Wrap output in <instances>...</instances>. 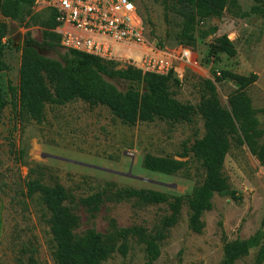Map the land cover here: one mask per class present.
<instances>
[{
  "label": "rangeland",
  "instance_id": "374dc122",
  "mask_svg": "<svg viewBox=\"0 0 264 264\" xmlns=\"http://www.w3.org/2000/svg\"><path fill=\"white\" fill-rule=\"evenodd\" d=\"M133 1L142 15L144 36L150 44L169 50L183 46L177 42L181 18L176 13L169 11L164 19L158 1ZM234 2L235 5L227 4L219 17L196 23L195 41L185 46L194 63H175L177 71L173 76L177 84L170 90L178 101L195 105L207 94L205 80H210L219 104L227 109V96L236 84L228 79L215 81L214 74L224 69L243 75L255 73L257 78L245 93L256 110L258 126L264 127V17L251 10L254 0ZM45 20V12L31 7L22 19L0 16L6 26L0 41V58L5 65L0 70V90L6 100L0 111V264H26L30 259L35 264H54L48 214L35 195H24L28 179L38 178L45 184L58 182L65 188L71 196L67 204L78 216L74 234L80 236L89 227L103 232L108 218L118 226L138 224L151 230L168 213L165 204L141 205L122 200L103 202L90 217L79 202L81 197L99 189L124 186L186 195L202 178L199 164L180 154L183 145H189L203 132L198 115L191 122L153 119L127 125L106 107L79 99L46 104L40 120L12 111L7 84H17L20 48L26 38L42 43ZM209 28H214L213 32L202 37L200 31ZM220 35L231 41L233 56L208 55L210 45ZM36 49L57 60L64 50L59 41L39 44ZM108 81L120 90L126 87L122 80ZM146 152L187 163L173 174L150 171L141 164ZM222 171L239 199L213 194L211 208L200 216V232L188 229L187 209L182 205L153 264H217L222 238H248L262 222L264 233V161H259L244 144H232L224 156ZM129 245L125 255L114 252L102 264H141V245L133 240ZM257 249L258 245L251 247L233 264H250Z\"/></svg>",
  "mask_w": 264,
  "mask_h": 264
},
{
  "label": "trees",
  "instance_id": "16d2710c",
  "mask_svg": "<svg viewBox=\"0 0 264 264\" xmlns=\"http://www.w3.org/2000/svg\"><path fill=\"white\" fill-rule=\"evenodd\" d=\"M164 10L180 18V29L177 42L180 45L192 46L195 41V25L210 17H219L227 4L234 0H156ZM251 10L264 17V0H254ZM32 0H0V16L9 19H22ZM43 22L42 46L58 43L59 36L52 28L55 25L52 15L46 13ZM5 24L0 21V41L5 34ZM214 28L200 31L202 37L212 33ZM31 38H26L20 48L17 84H7L11 109L15 114H23L34 120L43 116V108L48 105H60L79 99L89 105H102L122 123L133 125L136 122L161 119L168 121L191 122L194 115L201 119L203 132L192 142L182 146L181 156H190L201 170L202 178L186 195H168L162 191L148 188L114 187L96 190L79 198L86 213L93 217L100 204L105 201L119 202L134 200L136 204H165L168 213L161 216L151 230L142 225L131 224L118 226L112 218L107 220L103 232L93 227L87 228L82 235L76 236L74 229L78 216L67 204L70 194L58 182L45 184L38 178L25 182L27 197L35 195L48 214L47 225L53 243L54 264H102L112 253L125 255L129 241L140 244L143 252L141 264H153L159 255L161 241L168 229L179 216L182 205L187 209V227L193 232H200L203 222L200 219L203 211L211 208L213 194L229 196L234 200L239 195L232 189L224 175L223 160L232 144H244L247 150L259 161H264V127L258 126L256 110L251 106L245 88L252 84L257 76L247 75L224 69L214 74V80H231L236 88L227 96L228 108H223L216 97L214 85L205 80L207 94L197 104L178 101L173 97L171 86L177 84L173 72L159 75L142 72L138 68L125 64L116 67L118 61L103 59L91 54L64 49L60 60L40 54L39 45ZM188 48V47H186ZM225 53L235 54V49L225 35H220L210 45L208 55ZM1 54V48H0ZM5 65L0 58V70ZM119 79L126 82L123 90L110 81ZM6 100L0 90V111ZM264 110V108H263ZM187 160L170 156H157L149 152L143 154L142 167L163 174H173L186 166ZM260 227L248 238H222L221 257L217 264H233L248 250L258 245L250 264L264 261V233ZM26 264H35L29 260Z\"/></svg>",
  "mask_w": 264,
  "mask_h": 264
},
{
  "label": "built area",
  "instance_id": "2783aa9c",
  "mask_svg": "<svg viewBox=\"0 0 264 264\" xmlns=\"http://www.w3.org/2000/svg\"><path fill=\"white\" fill-rule=\"evenodd\" d=\"M31 8L52 15V31L63 49L159 75L176 72V62L194 63L189 48L169 50L147 41L142 15L133 0H32Z\"/></svg>",
  "mask_w": 264,
  "mask_h": 264
}]
</instances>
